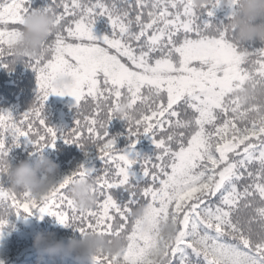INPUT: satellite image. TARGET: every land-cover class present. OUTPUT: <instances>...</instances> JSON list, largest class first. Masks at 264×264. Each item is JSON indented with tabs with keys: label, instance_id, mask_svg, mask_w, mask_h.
<instances>
[{
	"label": "snow or ice",
	"instance_id": "6c2138e0",
	"mask_svg": "<svg viewBox=\"0 0 264 264\" xmlns=\"http://www.w3.org/2000/svg\"><path fill=\"white\" fill-rule=\"evenodd\" d=\"M236 3L51 0L44 10L53 12L57 31L40 56L28 58L37 102L20 115L0 111V156L21 137L35 152L63 139L86 156L94 150L104 166L80 164L40 199L7 192L0 170V207L122 238L119 255L95 256L93 264H264V46L241 50L226 24L208 19L224 5L230 15ZM30 5L0 0V62ZM100 16L110 31L98 38ZM63 76L71 87L54 86ZM50 94L74 98L73 128L47 123ZM125 100L136 117L124 119L129 144L121 149L108 127ZM143 135L158 149L154 158L132 154ZM138 162L142 177L134 181ZM81 176L95 181L96 203L87 211L68 194ZM8 222L0 216V229ZM162 223L174 226L167 236Z\"/></svg>",
	"mask_w": 264,
	"mask_h": 264
},
{
	"label": "clouds",
	"instance_id": "9594fccd",
	"mask_svg": "<svg viewBox=\"0 0 264 264\" xmlns=\"http://www.w3.org/2000/svg\"><path fill=\"white\" fill-rule=\"evenodd\" d=\"M203 0H194L196 5ZM226 26L233 42L241 50H248V42L259 41L264 46V0H237L236 7L231 11ZM55 16L51 10L33 9L27 13L19 26V35L13 42L11 49L5 55L10 58L8 63L23 61L25 58H36L45 50V45L57 31ZM54 86L66 89L72 86L70 77H59ZM251 88L246 86L241 92L246 96ZM138 109L137 111H139ZM114 116L121 119H135L136 112L129 110L127 101H122ZM84 144L91 147L86 139ZM12 163L8 157L0 156V170L4 171V189L16 194L30 193L37 199L49 194L59 184L65 174H62L59 165L43 151ZM95 181L91 177H78L68 185V194L79 209L87 211L95 206ZM137 214H140L139 212ZM12 215L7 209L0 207V216L6 219ZM149 227L148 224L144 225ZM171 223L161 224L160 231L167 236L173 230ZM33 248L38 254V264L45 258L65 260L71 258L77 264H93L95 256H117L123 249L122 238L113 235L109 237L96 230H86L79 237L59 236L52 231H37L33 236Z\"/></svg>",
	"mask_w": 264,
	"mask_h": 264
},
{
	"label": "trees",
	"instance_id": "16d2710c",
	"mask_svg": "<svg viewBox=\"0 0 264 264\" xmlns=\"http://www.w3.org/2000/svg\"><path fill=\"white\" fill-rule=\"evenodd\" d=\"M51 0H31L30 8L44 9ZM230 9L227 7L218 11L213 17L208 19L213 24L219 25L221 22L227 23L229 18ZM94 34L99 38L102 33L108 34L110 31V24L107 18L100 16L96 18L94 25ZM102 37V36H101ZM246 48L252 50L254 48L262 47L261 42L253 41L245 45ZM10 58H4L3 65L0 66V111H11L13 115H20L27 111L33 103L37 102V82L36 73L32 67L29 66L28 58L23 61H16L14 64L8 63ZM44 116L50 126H55L63 130H69L75 126L77 118V107L75 101L67 102L62 99L59 100L54 94H50L48 99L44 102ZM109 137H114L117 140V147L125 149L129 144L127 137V121L121 119L119 116H114L108 127ZM44 154L53 159L60 168L62 174H68L80 164H84L86 168H94L97 171L103 169V161L98 157L94 150L88 152L86 156L85 150L77 146L75 143H65L63 139H57L55 147H46L42 150ZM158 149L152 142L149 135L139 137V142L135 145V151L141 157H155ZM31 153V155H30ZM38 155L33 149V145L26 142L24 137L20 138L18 147H12L9 152L8 159L12 163H16L21 159L35 158ZM132 170L136 173L133 178L135 181L142 177L139 162L132 166ZM27 218V214L21 213L19 216L12 214L9 217V222L2 229H0V259H8L9 262L14 264H38V254L31 253L30 255L22 254V250L26 247L27 241L21 235V230H28L24 225L23 220ZM33 231H52L59 236L65 238L72 235L79 237L80 232L74 230L73 226H65L58 222L56 216L44 214L43 218L38 221V224L33 228ZM35 232V233H36ZM42 264H77L71 258L55 260L45 258Z\"/></svg>",
	"mask_w": 264,
	"mask_h": 264
},
{
	"label": "rangeland",
	"instance_id": "374dc122",
	"mask_svg": "<svg viewBox=\"0 0 264 264\" xmlns=\"http://www.w3.org/2000/svg\"><path fill=\"white\" fill-rule=\"evenodd\" d=\"M226 8L227 9V6L224 5V6H221L219 7L218 9H216L215 11V14L218 12V11H221L222 9ZM105 34L102 33L101 36H103ZM100 36V37H101ZM57 99L59 100H64V102L66 101L67 102V99L71 102L75 101L73 97L69 96V95H59V94H54ZM40 215L39 213H36L34 215H27V218H25L23 220V223L24 225L28 228V230L24 229V230H21V235L25 237V239L27 241H32L33 240V236L35 234L36 231H33V228H35V226L38 224V221L40 220ZM33 244L32 243H29V242H26V247L22 250V254H26V255H30L31 253H37L36 250L33 248L32 246ZM0 261H2V264H14V262H9L8 259L4 258V259H0Z\"/></svg>",
	"mask_w": 264,
	"mask_h": 264
}]
</instances>
